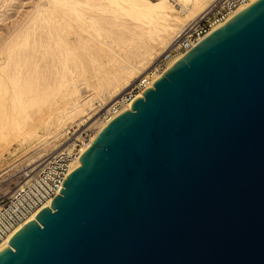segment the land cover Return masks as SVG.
<instances>
[{"label": "water", "instance_id": "obj_1", "mask_svg": "<svg viewBox=\"0 0 264 264\" xmlns=\"http://www.w3.org/2000/svg\"><path fill=\"white\" fill-rule=\"evenodd\" d=\"M79 161L0 264H264V0L185 52Z\"/></svg>", "mask_w": 264, "mask_h": 264}, {"label": "bare ground", "instance_id": "obj_2", "mask_svg": "<svg viewBox=\"0 0 264 264\" xmlns=\"http://www.w3.org/2000/svg\"><path fill=\"white\" fill-rule=\"evenodd\" d=\"M22 1L0 0V8L17 10ZM33 1L18 17L0 21V160L13 147L20 155L0 169L4 177L17 166L27 170L62 147L55 156L72 155L69 173L76 169L97 134L162 75L155 71L156 60L189 21L217 0ZM138 79L144 88L131 102L98 116ZM81 126L95 127L96 133L87 142L76 136L82 145L73 155L75 141L65 145V137ZM47 159L25 171L19 187L34 179ZM11 236L0 250L10 247Z\"/></svg>", "mask_w": 264, "mask_h": 264}, {"label": "built area", "instance_id": "obj_3", "mask_svg": "<svg viewBox=\"0 0 264 264\" xmlns=\"http://www.w3.org/2000/svg\"><path fill=\"white\" fill-rule=\"evenodd\" d=\"M248 2V0L213 2L200 16L185 26L167 50L156 60L155 71L162 74L173 60L183 56ZM140 84L143 88V83ZM141 90L133 86L126 91L123 98L115 104L112 112L131 102ZM70 161L71 157L66 154L49 158L37 176L27 185L17 187L0 197V245L59 195L60 189L63 188L62 184L69 174Z\"/></svg>", "mask_w": 264, "mask_h": 264}, {"label": "rangeland", "instance_id": "obj_4", "mask_svg": "<svg viewBox=\"0 0 264 264\" xmlns=\"http://www.w3.org/2000/svg\"><path fill=\"white\" fill-rule=\"evenodd\" d=\"M33 1V0H32ZM32 1H28V0H24V2H23V5L24 4H27L28 2H31L30 3V6H31V4L34 2H32ZM21 2V3H22ZM29 4V3H28ZM27 4V6L25 5V6H23V5H21V7H23V8H18L17 10H14V8H13V6H10V7H8L7 9H2L1 10V8H0V11H3L2 13H0L2 16H3V14H5V16L4 17H2V16H0L1 17V20L0 21H3V20H7L8 18L9 19H13L14 17H18L19 16V14H22V13H24V10L26 9L27 10V7L29 6ZM29 6V7H30ZM12 7V8H11ZM16 9V8H15ZM22 9H24L23 10V12L21 11V13H20V10H22ZM9 11V12H8ZM12 11L14 12V13H12ZM5 12V13H4ZM15 12H17V13H15ZM7 13V14H6ZM9 13V14H8ZM10 14H11V16H10ZM15 14H16V16H15ZM9 16V17H8ZM5 17H6V19H5ZM4 18V19H3ZM189 22H191V21H189ZM188 22V23H189ZM187 23V24H188ZM140 83H142L141 82V80L140 79H138V80H136L133 84H132V86H130L126 91H128V90H130L133 86H137L138 88H139V90H141V89H143L142 88V86H141V84ZM125 91V92H126ZM124 92V93H125ZM140 93V92H139ZM138 93V94H139ZM120 100V98H118V101ZM97 103L98 102H96L95 103V105L97 106ZM99 104V103H98ZM113 104V102H111V103H109L106 107H107V109L108 108H110V110L108 111V113H107V109H106V107L104 108V109H102V110H99V114H98V116L99 117H101V118H104L105 117V115L106 116H108V115H111V112H112V109L113 108H115V106L116 105H113L112 107H111V105ZM110 113V114H109ZM82 128V129H81ZM81 128L78 130V131H70L69 133H68V135L65 137V139H67V138H69V140L66 142V144L65 145H68L69 143H71V142H74L75 141V145L72 147V152H73V155H75L76 153H77V151H79L80 150V148H81V140H79V139H75V137L76 136H78L79 135V137L81 138V139H83V141H85V142H87L91 137H92V135H94V133H96V128L95 127H90V128H87V126L86 127H83V126H81ZM86 128V129H85ZM64 139V140H65ZM63 148V147H62ZM62 148H60L59 150H57L56 152H54V153H58ZM12 149V148H11ZM10 149V152L14 149V147H13V149L11 150ZM78 149V150H77ZM10 152H6V153H4L3 154V157H2V159L0 160V169H3V168H5V167H7L9 164H11L12 162H14L15 160H17L19 157H20V155H19V153L18 152H15V150H13L11 153ZM14 152V153H13ZM13 153V154H12ZM18 153V154H17ZM53 153V155L51 154V155H49V156H45V157H48V159L49 158H51V156L53 157V156H55L56 154H54ZM64 154H66L67 156L69 155L68 153H64ZM72 154V153H71ZM15 155V156H14ZM16 156H18V157H16ZM12 157V158H11ZM16 157V158H15ZM42 158L43 160L41 161L40 160V162L42 163L43 161H44V159H47V158ZM70 157H72V155L70 156ZM15 158V159H14ZM6 159V160H5ZM47 159V160H48ZM8 160V161H7ZM47 160L41 165V166H39V168H37V171L40 169V168H42L43 167V165L47 162ZM5 161V162H4ZM12 161V162H11ZM7 162V163H6ZM40 162L38 161V162H36V163H34V164H32L27 170H31V169H33V168H35L37 165H39L40 164ZM8 164V165H7ZM3 166V167H2ZM2 167V168H1ZM18 168H16L15 169V171H14V173H10L9 174V176H7V177H4L3 176V174L0 176V196L1 197H3V196H5V195H7L8 193H10L11 191H13L15 188H17V187H19V186H21V184H19V182L21 181V180H23L24 179V176H23V173L25 172V171H27L26 169H25V171L23 170V168L22 167H20V166H17ZM21 169V170H20ZM36 172V171H35ZM34 172V173H35ZM23 178V179H22ZM19 184V185H18Z\"/></svg>", "mask_w": 264, "mask_h": 264}]
</instances>
